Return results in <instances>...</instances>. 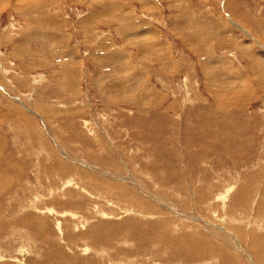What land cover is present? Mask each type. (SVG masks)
I'll list each match as a JSON object with an SVG mask.
<instances>
[{
  "label": "rangeland",
  "instance_id": "rangeland-1",
  "mask_svg": "<svg viewBox=\"0 0 264 264\" xmlns=\"http://www.w3.org/2000/svg\"><path fill=\"white\" fill-rule=\"evenodd\" d=\"M0 264H264V0H0Z\"/></svg>",
  "mask_w": 264,
  "mask_h": 264
},
{
  "label": "crops",
  "instance_id": "crops-1",
  "mask_svg": "<svg viewBox=\"0 0 264 264\" xmlns=\"http://www.w3.org/2000/svg\"><path fill=\"white\" fill-rule=\"evenodd\" d=\"M205 41H206V40H205ZM205 41H204V42H205ZM204 42L202 41L201 43L205 44Z\"/></svg>",
  "mask_w": 264,
  "mask_h": 264
},
{
  "label": "bare ground",
  "instance_id": "bare-ground-1",
  "mask_svg": "<svg viewBox=\"0 0 264 264\" xmlns=\"http://www.w3.org/2000/svg\"><path fill=\"white\" fill-rule=\"evenodd\" d=\"M136 79V78H135Z\"/></svg>",
  "mask_w": 264,
  "mask_h": 264
}]
</instances>
